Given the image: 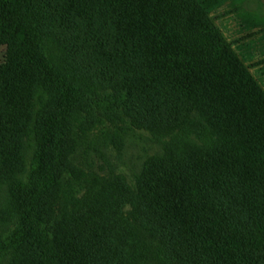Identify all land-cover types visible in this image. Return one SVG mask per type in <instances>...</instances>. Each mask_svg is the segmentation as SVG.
<instances>
[{
    "label": "trees",
    "instance_id": "obj_1",
    "mask_svg": "<svg viewBox=\"0 0 264 264\" xmlns=\"http://www.w3.org/2000/svg\"><path fill=\"white\" fill-rule=\"evenodd\" d=\"M53 1L65 22L86 30L92 71L113 86L98 97L52 63L39 0H0V181L14 182L8 218L16 221L0 233V264H89L86 244L56 210L62 175L85 112L107 117L132 102L173 127L197 114L205 123L197 129L214 138L191 152L171 146L142 174L137 200L159 263L264 264V90L203 6ZM31 133L37 147L23 182Z\"/></svg>",
    "mask_w": 264,
    "mask_h": 264
},
{
    "label": "rangeland",
    "instance_id": "obj_2",
    "mask_svg": "<svg viewBox=\"0 0 264 264\" xmlns=\"http://www.w3.org/2000/svg\"><path fill=\"white\" fill-rule=\"evenodd\" d=\"M264 90V0H198ZM52 63L98 97H107L113 83L92 69L93 53L84 42L86 30L68 24L53 0H39ZM6 46H0V64ZM43 92L36 95L33 123L43 109ZM62 175L58 214L74 229L90 251L89 264H160L150 239L143 205L137 200L142 174L152 158L165 157L171 146L191 152L213 143L204 121L192 114L173 127L153 114L148 105L132 102L104 117L85 112ZM32 123V124H33ZM177 126V127H176ZM184 128V130H183ZM37 138L22 141L23 172L30 180ZM13 181H0V233L11 230ZM98 236V237H97Z\"/></svg>",
    "mask_w": 264,
    "mask_h": 264
}]
</instances>
